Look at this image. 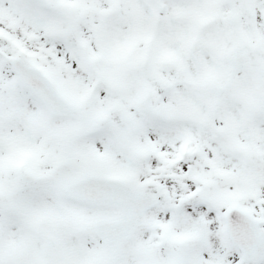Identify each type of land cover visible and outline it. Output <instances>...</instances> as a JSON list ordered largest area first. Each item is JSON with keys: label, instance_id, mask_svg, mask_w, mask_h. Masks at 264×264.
<instances>
[{"label": "rangeland", "instance_id": "rangeland-1", "mask_svg": "<svg viewBox=\"0 0 264 264\" xmlns=\"http://www.w3.org/2000/svg\"><path fill=\"white\" fill-rule=\"evenodd\" d=\"M52 1L57 12L0 0V264H264V79L255 72L264 67V33L233 29L236 44L252 45L249 66L228 75L220 52L205 68L189 63L179 29L193 5L183 0H164L172 11L161 18L152 0ZM248 1L264 9V0ZM14 60L41 65L81 116L52 114L14 75ZM212 79L227 86L218 99L210 89L206 114L201 97ZM85 125L90 133H78ZM26 170L39 177L23 182ZM90 173L157 200L112 246L95 226L123 211L57 184ZM232 206L260 223L247 263L224 228Z\"/></svg>", "mask_w": 264, "mask_h": 264}, {"label": "water", "instance_id": "water-1", "mask_svg": "<svg viewBox=\"0 0 264 264\" xmlns=\"http://www.w3.org/2000/svg\"><path fill=\"white\" fill-rule=\"evenodd\" d=\"M41 1H43L47 6H50V3L47 0H41ZM241 58H242L241 61L242 63H240L237 66L245 65L246 54L243 53L241 55ZM14 67L19 73L22 81L28 84L29 86L33 87L39 94H41L42 97L47 101V103L51 106V108L54 111L76 113V110L66 105L62 101V99L53 92L52 88L48 85V83L44 80V78L40 74L33 71L31 68L19 64L18 62L14 63ZM31 177L32 175L30 174L23 176V178L26 180L31 179ZM93 179H94L93 177H89V178L81 179L79 182H75L74 184L62 183V185L64 186L67 192L77 194L84 199H90L94 197L82 191H79L76 188L80 187L85 182L92 181ZM101 182L107 184L104 181ZM114 187H117L120 190L121 198L110 197L109 199L119 202L121 205H123L126 209L127 215L122 220L114 221V223L112 224H102L100 226L102 232H103L102 230L103 228L108 229V232L106 233L108 240L111 242L125 237L129 233L137 216L142 211L150 208L154 204V201L147 199L143 196L132 195L126 192L121 187L118 186H114ZM227 222H228V230H229L230 238L234 241L235 245L240 249L243 260H248L254 253L256 245L258 244V239H259L258 221L253 219L251 216L242 213L239 210L232 209L230 210Z\"/></svg>", "mask_w": 264, "mask_h": 264}, {"label": "flooded vegetation", "instance_id": "flooded-vegetation-1", "mask_svg": "<svg viewBox=\"0 0 264 264\" xmlns=\"http://www.w3.org/2000/svg\"><path fill=\"white\" fill-rule=\"evenodd\" d=\"M204 5L196 8V30H204L206 27H222L226 30V27L229 25L232 16L234 19L243 18V16H248L247 11L242 8L240 5H235L233 1H228L226 3H220L219 1L207 0L202 2ZM229 15V20H227ZM205 48L200 44L195 46L197 50V62H200V53Z\"/></svg>", "mask_w": 264, "mask_h": 264}, {"label": "bare ground", "instance_id": "bare-ground-1", "mask_svg": "<svg viewBox=\"0 0 264 264\" xmlns=\"http://www.w3.org/2000/svg\"><path fill=\"white\" fill-rule=\"evenodd\" d=\"M208 102H209V101H208ZM208 102H207L206 104H208ZM149 244H150V243L143 244V245L141 246V248L147 250V249H149Z\"/></svg>", "mask_w": 264, "mask_h": 264}]
</instances>
